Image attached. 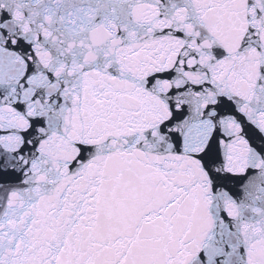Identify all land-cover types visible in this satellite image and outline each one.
Returning <instances> with one entry per match:
<instances>
[{
	"label": "snow or ice",
	"instance_id": "obj_1",
	"mask_svg": "<svg viewBox=\"0 0 264 264\" xmlns=\"http://www.w3.org/2000/svg\"><path fill=\"white\" fill-rule=\"evenodd\" d=\"M0 264H264V0H0Z\"/></svg>",
	"mask_w": 264,
	"mask_h": 264
}]
</instances>
